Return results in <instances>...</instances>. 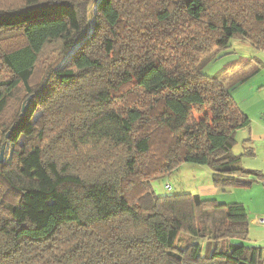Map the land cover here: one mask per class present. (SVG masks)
Returning <instances> with one entry per match:
<instances>
[{"label":"trees","instance_id":"1","mask_svg":"<svg viewBox=\"0 0 264 264\" xmlns=\"http://www.w3.org/2000/svg\"><path fill=\"white\" fill-rule=\"evenodd\" d=\"M231 39L264 51V0H0V264H264L243 203L153 187L251 185V120L199 69Z\"/></svg>","mask_w":264,"mask_h":264},{"label":"rangeland","instance_id":"2","mask_svg":"<svg viewBox=\"0 0 264 264\" xmlns=\"http://www.w3.org/2000/svg\"><path fill=\"white\" fill-rule=\"evenodd\" d=\"M199 69L218 78L251 120L249 128L236 132L232 153L239 157L234 166L247 169L249 173L245 179L252 183L248 186L217 188L220 196L216 199L222 204L237 202L247 207L252 223L248 238L243 243L264 249V226L259 221L264 218V180L258 177L259 174L264 177V51L243 40L231 39L227 48L204 55ZM168 184L172 186L170 190L166 188ZM209 184H213V171L209 167L184 162L165 177L155 180L153 187L160 195L196 194ZM220 218L217 214L208 219L205 226L208 234L212 224ZM209 238L207 236L201 240L200 237L190 236L189 242L201 240L206 243Z\"/></svg>","mask_w":264,"mask_h":264},{"label":"crops","instance_id":"3","mask_svg":"<svg viewBox=\"0 0 264 264\" xmlns=\"http://www.w3.org/2000/svg\"><path fill=\"white\" fill-rule=\"evenodd\" d=\"M196 194H200L201 196H204V197H213V198H217L220 196L219 189H217L213 184H209V185L205 186V188L202 190V192L196 193ZM224 204H228V203H224ZM246 209H247V207H246ZM247 212L249 215L250 211L248 209H247ZM259 221L261 222V219H259ZM249 223L251 224L252 220H249Z\"/></svg>","mask_w":264,"mask_h":264},{"label":"water","instance_id":"4","mask_svg":"<svg viewBox=\"0 0 264 264\" xmlns=\"http://www.w3.org/2000/svg\"><path fill=\"white\" fill-rule=\"evenodd\" d=\"M30 101H31V98H28L27 102L23 105V107H22V112L23 113H25L27 111V108H28V106L30 104ZM12 129H14V127H12ZM4 153H5V145L3 146V150L1 152V156H0L1 157V161L4 160Z\"/></svg>","mask_w":264,"mask_h":264},{"label":"built area","instance_id":"5","mask_svg":"<svg viewBox=\"0 0 264 264\" xmlns=\"http://www.w3.org/2000/svg\"><path fill=\"white\" fill-rule=\"evenodd\" d=\"M166 188H167L168 190H170V189L172 188V186H171L170 184H168V185H166ZM261 223H262V225L264 226V218L261 219Z\"/></svg>","mask_w":264,"mask_h":264}]
</instances>
